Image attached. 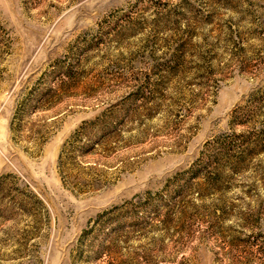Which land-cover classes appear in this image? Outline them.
I'll return each instance as SVG.
<instances>
[{
  "label": "rangeland",
  "instance_id": "rangeland-1",
  "mask_svg": "<svg viewBox=\"0 0 264 264\" xmlns=\"http://www.w3.org/2000/svg\"><path fill=\"white\" fill-rule=\"evenodd\" d=\"M229 134L238 168L81 240ZM0 264H264V0H0Z\"/></svg>",
  "mask_w": 264,
  "mask_h": 264
},
{
  "label": "trees",
  "instance_id": "trees-1",
  "mask_svg": "<svg viewBox=\"0 0 264 264\" xmlns=\"http://www.w3.org/2000/svg\"><path fill=\"white\" fill-rule=\"evenodd\" d=\"M106 121L107 119L99 117L96 121L89 124H104L102 130H106L104 128ZM88 127V124L84 123L79 130L76 131L71 140L75 141L79 133L81 136V132L83 136H86L87 133L85 132ZM239 137L240 135L229 134L208 141L193 164L187 170L176 173L173 177L168 179L164 189L156 193L148 192L143 197H136L134 200L127 202L126 205L113 207L111 210L99 215L94 225L91 226V229L83 233L81 240L88 239L90 235L96 231L104 234L105 225H120L126 212H128V216L136 220L130 223V226L133 228L143 224L140 220L143 221L144 218L141 217H156L157 214L160 216L162 209L171 212L175 208V201L177 199L180 200L185 198L187 196L186 194L190 196L193 194L189 192H192V187L195 182L201 179L207 182L209 181L208 183L214 182L217 177L221 175L222 168L218 165L220 161L227 160L231 162L230 165H233V169L239 167L243 162L244 153L248 150L244 139L240 140ZM66 145L67 144L63 147L60 160H62ZM128 207H130L129 210ZM138 218H140V220H138ZM95 224L99 226L98 229ZM118 228L120 227L113 228V230H117ZM97 246L99 248L98 251L103 253L105 250L104 242L101 241L99 244L97 243Z\"/></svg>",
  "mask_w": 264,
  "mask_h": 264
}]
</instances>
